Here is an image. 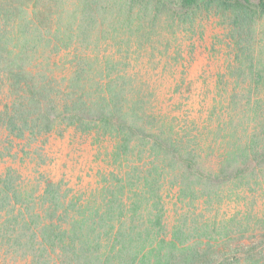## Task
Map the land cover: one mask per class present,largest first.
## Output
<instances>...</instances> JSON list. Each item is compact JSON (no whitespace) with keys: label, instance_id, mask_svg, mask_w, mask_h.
Instances as JSON below:
<instances>
[{"label":"rangeland","instance_id":"obj_1","mask_svg":"<svg viewBox=\"0 0 264 264\" xmlns=\"http://www.w3.org/2000/svg\"><path fill=\"white\" fill-rule=\"evenodd\" d=\"M223 2L213 0L191 16H179L160 0H0V9L11 12L9 19L4 18L9 23L5 38L13 45V34L23 37L20 46L23 42L28 46L22 62L34 63L37 58L42 75H53L52 94L59 100L56 125L38 142L43 154L35 152L38 166L31 169L39 168L42 179L51 174L65 192L82 200L101 184L134 178L140 164L143 168L154 162L157 173H151L164 185L147 194L159 192L160 198L127 207V222L148 221L156 225L159 237L177 236L178 243L200 248L208 242L221 245L264 237V168L236 173L233 166L222 174L219 167L221 179L214 183L181 179L164 155L152 159L147 147L140 154L129 150L125 158L122 153L116 159V139L104 128L68 120L74 104L86 100L89 107L78 111L90 119L101 118L104 106L111 113L125 106L127 118L134 113L146 121L141 109L145 103L169 128L195 142L204 164L214 168L219 151L222 155L237 150L254 125L264 123V14L247 17L239 6ZM252 71L257 72V83ZM8 76L11 80L0 86L2 104L18 90L12 87L15 76L9 72ZM80 77L83 82L77 83ZM154 121L150 117L147 125L151 128ZM132 142L143 145L138 138ZM226 157L221 156L223 164ZM38 182L29 184L37 188ZM126 184L139 183L133 179ZM177 184H184L183 190ZM90 199L93 211L104 210V204L98 205L99 194ZM111 210L117 207L109 206ZM100 217L104 219H94ZM10 244L8 252H0V264H24L26 248ZM163 245L157 240L153 244L155 251ZM100 248L98 255L104 245ZM45 256L39 264H60L50 250ZM86 261L95 264L90 258H74L71 264ZM110 264L123 262L116 258Z\"/></svg>","mask_w":264,"mask_h":264},{"label":"trees","instance_id":"obj_2","mask_svg":"<svg viewBox=\"0 0 264 264\" xmlns=\"http://www.w3.org/2000/svg\"><path fill=\"white\" fill-rule=\"evenodd\" d=\"M162 1L175 14L191 16L201 4L213 0H160ZM224 1L239 6L248 14L247 17L264 14V0ZM237 13H234L235 18L238 17ZM10 15L8 8L0 9V86L6 85V80H11L9 72L15 76L12 78V87L15 85L14 88H18L3 104L0 98V252H8L10 242L23 245L27 250L26 262H29L24 264H39L41 259H46L45 255L49 250L60 264H71L74 258H90L95 264H110L116 258H121L123 264H160L162 261L164 264H264L263 236L247 242H227L221 245L208 242L200 248L178 243L177 236L160 238L159 232L154 230L156 225H150L148 221L130 219L131 222H127V207L132 209L137 202L147 204L156 197L160 198L159 192L152 196L147 194L150 190H162L164 185L158 184L159 180L154 178L157 174L151 173V170L157 173L154 162L143 168L140 164L134 178L122 177L118 184H101L82 200L74 192H65L61 184H56L51 174L42 179L39 168L32 170L31 165H37L34 160L35 152L43 154V147L38 148L39 143L44 141L56 125L58 116L55 114L59 109V100L52 94L53 75H42L44 72L37 68L42 66L37 58L34 63L22 62L23 53H27L28 46L24 42L20 46L19 39L23 37L15 33L18 38L13 39V34L10 37V40H14L13 45L5 38L9 32V23L4 18L9 19ZM23 32L24 28L21 34ZM15 61L18 62L12 64ZM256 73L252 71L254 83H257ZM83 79L77 78L76 82H83ZM88 105L86 100L74 104L75 111L70 113L69 123L80 125L93 122L97 127L104 128V133H109L116 139L113 152L116 159L122 153L125 158L129 150L140 154L148 147V155L152 159L164 155V160H171L181 179L196 177L207 179L211 183L221 179L217 172L219 167L222 174L228 173L233 166L236 173L264 168V123L254 125L237 150H227L222 155L219 151L215 163H212L215 165L213 168L210 163L209 167L204 164V156L195 142L191 144L184 133L169 128L164 118L162 120L145 103L141 109L143 108V116L148 118L146 121L139 119L142 115L137 118L134 113L130 115V119L127 118L123 112L125 106L117 107L115 113L108 112L104 106L101 118L90 119L78 111L86 109ZM118 114L119 117L116 116ZM150 117L155 120L151 128L147 125ZM134 138L142 140L143 145H132ZM224 148L226 149L225 144ZM225 155L228 156L225 158L228 162L223 164L221 156L223 158ZM130 169L135 170L134 167ZM133 179L139 184H126ZM36 180L41 181L37 183V188L29 184ZM148 181L150 184H147ZM177 185L183 190L184 184ZM95 193L100 195L102 202L98 205L104 204V210L102 207L94 211L90 208V198ZM109 206L117 207V211H108ZM131 213L132 216L136 215L132 211ZM94 216H104V219L100 217L95 220ZM31 222L36 224L30 226ZM157 226L160 227V220ZM92 234L96 235L95 239H91ZM156 240L164 245L155 251L153 244ZM92 245L94 249H91ZM101 245H104V252L98 255L99 250H102ZM87 263L86 261L85 264ZM41 264L47 263L45 261Z\"/></svg>","mask_w":264,"mask_h":264},{"label":"crops","instance_id":"obj_3","mask_svg":"<svg viewBox=\"0 0 264 264\" xmlns=\"http://www.w3.org/2000/svg\"><path fill=\"white\" fill-rule=\"evenodd\" d=\"M222 2H223V0H222ZM223 3H226V4H228L227 2H223Z\"/></svg>","mask_w":264,"mask_h":264}]
</instances>
